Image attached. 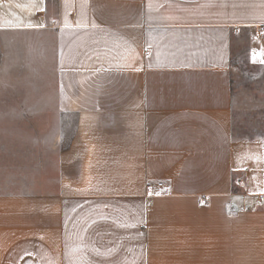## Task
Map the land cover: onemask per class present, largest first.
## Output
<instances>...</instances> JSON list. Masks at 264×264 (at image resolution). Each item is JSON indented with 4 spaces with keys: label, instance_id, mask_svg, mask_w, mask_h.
Here are the masks:
<instances>
[{
    "label": "crops",
    "instance_id": "crops-1",
    "mask_svg": "<svg viewBox=\"0 0 264 264\" xmlns=\"http://www.w3.org/2000/svg\"><path fill=\"white\" fill-rule=\"evenodd\" d=\"M262 24L264 0H0V82L24 63L77 117L52 192L0 191V264H264V131L234 136Z\"/></svg>",
    "mask_w": 264,
    "mask_h": 264
},
{
    "label": "rangeland",
    "instance_id": "rangeland-1",
    "mask_svg": "<svg viewBox=\"0 0 264 264\" xmlns=\"http://www.w3.org/2000/svg\"><path fill=\"white\" fill-rule=\"evenodd\" d=\"M25 66L18 65L12 84L0 82V191L42 194L57 183L58 151L74 138L77 117L52 109L53 94L38 93L40 72ZM0 73L9 77L8 65ZM238 87L234 136H258L264 131V86L241 81ZM44 102L48 109L38 110Z\"/></svg>",
    "mask_w": 264,
    "mask_h": 264
},
{
    "label": "built area",
    "instance_id": "built-area-1",
    "mask_svg": "<svg viewBox=\"0 0 264 264\" xmlns=\"http://www.w3.org/2000/svg\"><path fill=\"white\" fill-rule=\"evenodd\" d=\"M260 31L261 33L264 34V24H262V26H260ZM163 185V181L162 182H159L157 183L156 185L154 184H149L147 186V189H146V194L148 196H155V195H158L157 191H156V188L158 187H162ZM261 199L263 200L264 199V195H261ZM249 208L248 207H245V210H248Z\"/></svg>",
    "mask_w": 264,
    "mask_h": 264
}]
</instances>
